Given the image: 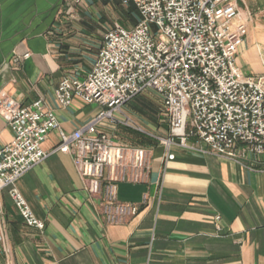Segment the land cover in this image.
<instances>
[{
	"label": "crops",
	"instance_id": "crops-1",
	"mask_svg": "<svg viewBox=\"0 0 264 264\" xmlns=\"http://www.w3.org/2000/svg\"><path fill=\"white\" fill-rule=\"evenodd\" d=\"M235 5L233 25L247 30L236 64L245 76L264 79V0ZM129 17L137 23L135 8L120 0H0V96L23 107L42 100L55 114L58 130L43 151L58 145V131L72 133L101 111L76 97L62 108L54 92L63 78L84 79L104 35ZM121 116L137 133L106 122L97 129L147 151L146 181L117 185V200L135 205L137 215L106 224L72 158L51 154L14 185L43 230L28 227L8 189L0 191V264H264V159L226 160L194 139L165 148L158 138L167 137L168 125L150 91L123 106ZM12 139L0 117V148Z\"/></svg>",
	"mask_w": 264,
	"mask_h": 264
},
{
	"label": "built area",
	"instance_id": "built-area-1",
	"mask_svg": "<svg viewBox=\"0 0 264 264\" xmlns=\"http://www.w3.org/2000/svg\"><path fill=\"white\" fill-rule=\"evenodd\" d=\"M120 1L135 8L137 23L130 30L115 24L87 76L63 78L54 92L62 108L75 97L101 107L91 122L69 134L58 131V145L45 152L41 144L58 130L55 114L42 100L23 107L0 96V117L13 133L0 148V191L8 189L28 227L44 229L14 185L55 153L72 158L86 192L99 199L106 224L122 225L137 215L135 205L117 200V185L146 181L147 151L115 142L97 128L106 122L138 130L118 115L148 91L163 106L168 134L158 142L165 148L186 147L194 139L226 160L264 159V79L245 76L236 64L247 32L243 23L233 25L236 0Z\"/></svg>",
	"mask_w": 264,
	"mask_h": 264
},
{
	"label": "rangeland",
	"instance_id": "rangeland-1",
	"mask_svg": "<svg viewBox=\"0 0 264 264\" xmlns=\"http://www.w3.org/2000/svg\"><path fill=\"white\" fill-rule=\"evenodd\" d=\"M135 17L133 18V17H129V18H127V20H125V22L123 23V24H121V26L124 28V29H126V30H130L135 24ZM144 97H141V99H142V101H145V102H148V98L145 96V95H143ZM145 113V115L147 116V117H151L152 115L151 114H146V112H144ZM149 119V118H148ZM166 125V124H165ZM134 129H132V131H133ZM134 132H136L137 133V130H134Z\"/></svg>",
	"mask_w": 264,
	"mask_h": 264
}]
</instances>
